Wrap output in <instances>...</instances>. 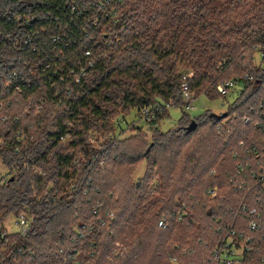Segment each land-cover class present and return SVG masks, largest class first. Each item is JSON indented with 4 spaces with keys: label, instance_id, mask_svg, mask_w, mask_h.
Returning a JSON list of instances; mask_svg holds the SVG:
<instances>
[{
    "label": "trees",
    "instance_id": "16d2710c",
    "mask_svg": "<svg viewBox=\"0 0 264 264\" xmlns=\"http://www.w3.org/2000/svg\"><path fill=\"white\" fill-rule=\"evenodd\" d=\"M261 45L264 0H0V161L10 171L0 221L22 208L34 217L25 235L0 227V264H217L231 225L252 237L239 264H264V159L253 151L264 150ZM184 78L197 97L220 98L229 80L244 88L220 121L184 112L149 144L143 134L136 147L130 137L89 142L95 126L112 132L115 115L127 120L124 110L171 98L185 108ZM19 99L31 108L15 111ZM239 165L249 191L232 181ZM189 198L193 213L176 201Z\"/></svg>",
    "mask_w": 264,
    "mask_h": 264
},
{
    "label": "rangeland",
    "instance_id": "374dc122",
    "mask_svg": "<svg viewBox=\"0 0 264 264\" xmlns=\"http://www.w3.org/2000/svg\"><path fill=\"white\" fill-rule=\"evenodd\" d=\"M107 29H109V26L106 27L105 30H107ZM255 59H256L257 66H258V63H259L258 62V60H259L258 54H255ZM75 81L78 83L80 80L77 78V79H75ZM7 83L9 84L10 81H8ZM194 92L196 93V91H194ZM231 92L233 94L230 96L229 99L233 101L235 95L239 94V92H241V89L239 86H237V87H234ZM195 93L191 92L192 96L195 98V101L193 103L194 110H192V111H187L184 107L181 106L182 103L180 104V101H175L173 98L169 99L167 101V103L163 102L162 104H164V106H161V107L158 106L157 107L160 111V113L158 115L155 112L157 110V108L155 110H152V108H151V113L149 114L150 115L149 119H148V117L144 116V114H143L144 113V110H143L144 107H142V106L132 108L130 110L131 111L130 114H129L130 111L127 109V110H124L125 113H123L126 115L128 114L127 120L125 117H123V115H120V116L115 115L110 120L109 126H111L112 129L114 128V131L99 133L100 132L99 130H103V128H101L99 126H95L93 128L94 130H91L88 133V140L90 143H92V145L94 147L97 148V147H100L101 142L107 141L109 139L118 141L119 139H124V138L129 139V137H130L131 138V141H130L131 146L136 147V146H138L139 142H138V139L135 138L136 136H134V135L143 134L146 142L148 144L152 143L155 140L156 134H158L159 132H162V131L168 132V130L178 127L179 126L178 125L179 120L181 119L184 112L188 113L191 118H197V117L203 116L205 114H211V113L221 114L222 112H224L227 109L225 106L222 105V99L221 98L212 99V98L207 97L206 95H201V96L197 97ZM15 101L17 102V100H15ZM1 107L3 108V105H1ZM1 107H0V109H1ZM30 108H31V106L29 105L27 99H24V100L19 99L18 102L16 103L15 107H14V110L15 111L18 109L28 110ZM38 109H39V107H38ZM11 111H12V109L10 110V112ZM155 114H156L155 117H158L160 115V118L158 120L159 122L156 125L151 124V121H152L151 116L155 115ZM3 115H4V113L0 112V118L3 117ZM124 120L127 122H124ZM121 123H122V126H121ZM70 139H71V136H66L63 140H61L63 142V144H61V148L64 150L65 153L71 152V151H69V148L67 147L69 145L68 142H70ZM128 139H127V141H128ZM127 141L124 143V145L127 143ZM0 143H2L1 137H0ZM177 144H178V142L173 143L174 146H177ZM195 147H196V150L191 151L193 153V155H195V156L201 155L200 158L202 160H204V162H207L206 160H208V158H209V155L207 154V152L202 151V147H200V146L199 147L195 146ZM55 151H57V149ZM82 157H84V154H82ZM42 165L43 164H41V166ZM45 165L47 167H51L50 165H47V164H45ZM34 169L36 172H38L40 174H43V172H44L43 167H36ZM146 169H147L146 162L145 161L141 162L139 164V166L137 167V169H135L136 171L134 172V175L132 176V178L136 181L139 180L140 178H142L145 175ZM9 172L10 171H9V168L7 167V165H5L3 162L0 161V179H2V178L5 179V178L9 177L10 176ZM16 176H17V174H16ZM115 181H116L117 185L122 189L123 188L126 189L127 187H130L128 182L124 179L122 180L121 178H115ZM196 189H198L200 191V193L202 194V191L200 190V186L197 187ZM176 201H177L178 205L180 203H185V204L187 203V205L190 206L192 213L194 210H196V207H194L193 204H199L195 201H192L190 198L185 199L184 201H180V199H176ZM191 203H193V204H191ZM25 214L28 215V211L25 208L19 209L18 211H13V212L8 213L3 218V220L0 221V227H2V229L7 231V233L14 232V231H20L21 227H20L18 222L21 219V217ZM173 215L174 214H166L167 219H168V223H170V220H171V218H173ZM163 216H165V215H163ZM45 245H47V244H45ZM47 248H48V245L44 249H47ZM124 249H125V247H124ZM124 249H119V250H124Z\"/></svg>",
    "mask_w": 264,
    "mask_h": 264
},
{
    "label": "built area",
    "instance_id": "2783aa9c",
    "mask_svg": "<svg viewBox=\"0 0 264 264\" xmlns=\"http://www.w3.org/2000/svg\"><path fill=\"white\" fill-rule=\"evenodd\" d=\"M256 54L259 55L258 66L260 68H264V45L257 47ZM248 78L251 80L254 79L253 76H248ZM237 86H239L240 89L242 90L244 88V80H240L238 82L235 80H229L217 86L218 92L220 93V98L222 99V105L225 106L226 108L230 107L234 103L236 98L240 95L241 92L235 95L233 101L229 99L230 96L233 94L231 92L232 89ZM181 91L186 101L185 109L187 111L194 110L193 103L195 101V98L192 96L191 92L189 91V85L186 78H184V83L181 87ZM143 110H144L143 113L144 116L148 117L149 119L151 108L145 106ZM244 120L245 122H249V118L247 117H245ZM253 151L256 154V157L258 158L261 157L264 159V150L260 151L257 148H253ZM239 169L240 170L238 174L232 178V181H234L238 187L242 188L243 186H246L249 191L251 189L250 184L244 178H242V176L244 175V167L242 165H239ZM28 216L29 215L27 214L23 215L18 222L21 227L19 232H21L24 235L27 234L28 230L31 227V224L34 221L33 216H31L30 218H28ZM111 216H113V214ZM257 224H258L257 221H253L252 223H250L248 228L254 229L257 227ZM158 225L159 227L162 228L167 227V220L165 216H162L160 218ZM4 232L7 234V231ZM251 241H252L251 236L245 235L244 232L236 230L233 227V225H231L227 227L225 235L221 238L219 243L214 248L210 260L211 259L214 260L217 264H239L244 258L245 253L248 250H250ZM173 261L175 262V259H173Z\"/></svg>",
    "mask_w": 264,
    "mask_h": 264
},
{
    "label": "water",
    "instance_id": "95a60500",
    "mask_svg": "<svg viewBox=\"0 0 264 264\" xmlns=\"http://www.w3.org/2000/svg\"><path fill=\"white\" fill-rule=\"evenodd\" d=\"M210 116L215 120V121H220L228 116V112H223L221 114L217 113H211ZM197 128V122L196 120H192L190 124L186 127V131L189 133Z\"/></svg>",
    "mask_w": 264,
    "mask_h": 264
},
{
    "label": "crops",
    "instance_id": "0c3cea01",
    "mask_svg": "<svg viewBox=\"0 0 264 264\" xmlns=\"http://www.w3.org/2000/svg\"><path fill=\"white\" fill-rule=\"evenodd\" d=\"M255 54H256V53H255ZM254 57H255V56H254ZM255 63H256V59H255ZM256 65H257V63H256ZM225 111H226V110H225ZM225 111H224V112H225ZM222 113H223V112H222Z\"/></svg>",
    "mask_w": 264,
    "mask_h": 264
}]
</instances>
